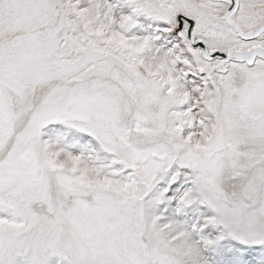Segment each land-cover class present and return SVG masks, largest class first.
Here are the masks:
<instances>
[{
	"label": "snow or ice",
	"instance_id": "snow-or-ice-1",
	"mask_svg": "<svg viewBox=\"0 0 264 264\" xmlns=\"http://www.w3.org/2000/svg\"><path fill=\"white\" fill-rule=\"evenodd\" d=\"M0 264H264V0H0Z\"/></svg>",
	"mask_w": 264,
	"mask_h": 264
}]
</instances>
